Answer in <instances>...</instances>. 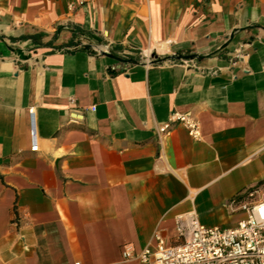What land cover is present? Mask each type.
<instances>
[{
	"label": "crops",
	"instance_id": "0c3cea01",
	"mask_svg": "<svg viewBox=\"0 0 264 264\" xmlns=\"http://www.w3.org/2000/svg\"><path fill=\"white\" fill-rule=\"evenodd\" d=\"M262 201L264 0H0V264H138Z\"/></svg>",
	"mask_w": 264,
	"mask_h": 264
},
{
	"label": "built area",
	"instance_id": "2783aa9c",
	"mask_svg": "<svg viewBox=\"0 0 264 264\" xmlns=\"http://www.w3.org/2000/svg\"><path fill=\"white\" fill-rule=\"evenodd\" d=\"M173 125L182 126L195 140L200 138L198 123L187 113L172 114L157 129L158 137L168 136ZM36 150L33 142L31 151ZM239 209L245 216L232 228L202 226L194 214L177 217L171 240L155 233L152 244L139 252L126 244L123 260L138 264H264V201L241 203Z\"/></svg>",
	"mask_w": 264,
	"mask_h": 264
},
{
	"label": "water",
	"instance_id": "95a60500",
	"mask_svg": "<svg viewBox=\"0 0 264 264\" xmlns=\"http://www.w3.org/2000/svg\"><path fill=\"white\" fill-rule=\"evenodd\" d=\"M96 40H98V39H96ZM17 54H18V56L19 57H23V53L21 52V51H17ZM109 57H111L112 59H114V60H116L117 62H120V63H123V62H125L124 60H122V59H120V58H118V57H115V56H113V55H111V54H109V53H106Z\"/></svg>",
	"mask_w": 264,
	"mask_h": 264
}]
</instances>
